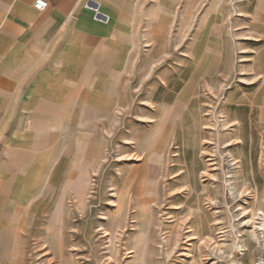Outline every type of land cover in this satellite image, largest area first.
<instances>
[{
  "label": "rangeland",
  "instance_id": "obj_1",
  "mask_svg": "<svg viewBox=\"0 0 264 264\" xmlns=\"http://www.w3.org/2000/svg\"><path fill=\"white\" fill-rule=\"evenodd\" d=\"M143 2L114 88L43 79L70 134L0 200L3 264H264V0Z\"/></svg>",
  "mask_w": 264,
  "mask_h": 264
},
{
  "label": "crops",
  "instance_id": "obj_2",
  "mask_svg": "<svg viewBox=\"0 0 264 264\" xmlns=\"http://www.w3.org/2000/svg\"><path fill=\"white\" fill-rule=\"evenodd\" d=\"M37 1L0 0L3 203L12 198V187L27 188L36 173L48 172L65 133L70 134L64 119L72 122V114L65 116L59 96L48 100L44 94L54 83L43 79L56 76L57 86L62 84L58 93L64 92L67 84L97 92L114 88L111 69L127 46L135 43L136 21L144 9V0H43L47 2L44 9L36 7ZM76 45L82 52L69 53ZM65 62H75V68L85 71H69ZM91 62H97L98 67ZM40 82L44 87L38 88ZM105 84L104 90L96 89ZM49 105L53 110H48ZM9 130L16 136L13 132L8 137Z\"/></svg>",
  "mask_w": 264,
  "mask_h": 264
},
{
  "label": "built area",
  "instance_id": "obj_3",
  "mask_svg": "<svg viewBox=\"0 0 264 264\" xmlns=\"http://www.w3.org/2000/svg\"><path fill=\"white\" fill-rule=\"evenodd\" d=\"M46 6H47V2H45V1H43V0H38V1L36 2V7H37L38 9H44ZM98 14H99V12H98Z\"/></svg>",
  "mask_w": 264,
  "mask_h": 264
}]
</instances>
